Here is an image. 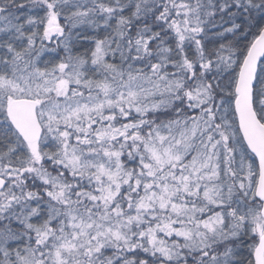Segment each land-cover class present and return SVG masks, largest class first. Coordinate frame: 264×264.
Returning a JSON list of instances; mask_svg holds the SVG:
<instances>
[{
  "label": "snow or ice",
  "instance_id": "1",
  "mask_svg": "<svg viewBox=\"0 0 264 264\" xmlns=\"http://www.w3.org/2000/svg\"><path fill=\"white\" fill-rule=\"evenodd\" d=\"M0 264H264V0H0Z\"/></svg>",
  "mask_w": 264,
  "mask_h": 264
}]
</instances>
